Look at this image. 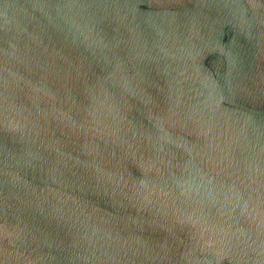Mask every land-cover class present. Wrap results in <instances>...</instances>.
<instances>
[{
    "label": "water",
    "instance_id": "obj_1",
    "mask_svg": "<svg viewBox=\"0 0 264 264\" xmlns=\"http://www.w3.org/2000/svg\"><path fill=\"white\" fill-rule=\"evenodd\" d=\"M0 264H264V0H0Z\"/></svg>",
    "mask_w": 264,
    "mask_h": 264
}]
</instances>
